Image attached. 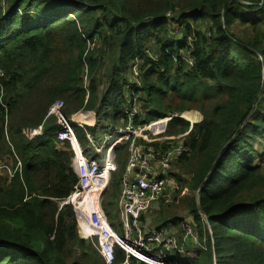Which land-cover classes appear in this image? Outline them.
Wrapping results in <instances>:
<instances>
[{
  "label": "trees",
  "instance_id": "obj_1",
  "mask_svg": "<svg viewBox=\"0 0 264 264\" xmlns=\"http://www.w3.org/2000/svg\"><path fill=\"white\" fill-rule=\"evenodd\" d=\"M106 49L117 55L109 72ZM136 59L146 122L192 109L202 116L178 160L196 161L188 192L201 244L168 259L264 264V0H0V165L22 163L0 180V264H106L80 236L75 208H60L78 181L70 145L39 126L59 130L46 115L64 100L67 117L93 110L103 131L115 130L126 117L127 98L118 96ZM185 118L174 117L168 133L186 132ZM75 130L87 143L84 129ZM126 150L116 148L119 171L104 198L111 223ZM124 259L118 248L116 264Z\"/></svg>",
  "mask_w": 264,
  "mask_h": 264
},
{
  "label": "built area",
  "instance_id": "obj_2",
  "mask_svg": "<svg viewBox=\"0 0 264 264\" xmlns=\"http://www.w3.org/2000/svg\"><path fill=\"white\" fill-rule=\"evenodd\" d=\"M145 53L154 61L159 57L154 50L147 49ZM137 59L132 67V74L127 79L129 83L122 89L123 94L118 96L119 99L122 96L127 98L123 109L126 117L121 119L122 125L113 131H103L102 126H98L96 122L93 125L96 127V134H93L86 129L87 125H90L88 122L75 118L79 112L67 117L64 113V101L57 100L49 107L46 119L55 117L59 130L56 133L45 132L42 124L39 131L41 134H54L61 144L69 143L73 153L72 167L78 181L71 194L60 203V208L65 204H71L75 208L79 234L83 238L90 239L92 233H96L93 236L96 239L92 242L106 264H116L118 248L125 254L124 262L120 264H133V261L138 264H184L171 262L168 254L171 251L184 253V244L189 239L197 245L201 244L194 219L187 218L180 223L179 228L183 233V242L180 244L174 236H167L163 229L155 228L151 235H147L143 230L141 218L144 212L152 209L165 197L169 172L180 157L189 152L187 138L196 122H190L186 132L176 134H169L168 131L171 120L181 116L179 114L146 122L144 113L147 109L142 100V81ZM4 78L5 73L0 68L2 97ZM134 85L137 92H131ZM92 114L93 118L97 115L96 112ZM76 127L84 129L90 151L82 147ZM121 145L127 146L118 199L122 235L114 229L103 205L105 195L110 189L112 175L119 171L116 148ZM21 167L19 160L14 172L21 170ZM10 176H13V171ZM90 213L93 217V223L90 221V225L92 227L93 224L97 230H91L83 236L80 218L85 219ZM201 215L205 221L204 214Z\"/></svg>",
  "mask_w": 264,
  "mask_h": 264
},
{
  "label": "rangeland",
  "instance_id": "obj_3",
  "mask_svg": "<svg viewBox=\"0 0 264 264\" xmlns=\"http://www.w3.org/2000/svg\"><path fill=\"white\" fill-rule=\"evenodd\" d=\"M233 29H234L235 33L241 34L238 31L236 26ZM115 52H116V50L112 51V50L106 49L104 65H105V68L108 72L111 70V68H113V64L115 63V61L117 59V55ZM106 83H107V79H105L103 77V83L100 87L101 90L105 89ZM186 113H188V115H190V116H194V120H193L194 122H199L202 118L201 113L197 109H192V110H189L187 112H184L182 114V116ZM83 115L84 114L82 112H79L78 114L75 115V118L81 120L80 117ZM186 120H188V119H186ZM188 121L192 122L191 120H188ZM81 145L83 148H85L86 151H90L88 143H82ZM195 165H196V161L194 162L191 157L186 158V160L184 161V164H183V162L181 163L180 161H177L173 165V167L171 168V170L169 172L170 177L168 180V188H167L166 195L164 198H162L153 207V209L151 211H149L146 214V216H148V218L152 219L155 223H156V221L160 222V220L158 219L160 210H161V212L163 211V216H167V215H174L175 216V215L181 214L183 211H185V209H188V207H189V210H187L186 214H190V215H186L184 218L189 217V216H192L194 218L193 214H191L193 195L191 193H189L188 190L190 189L191 178L193 176L192 169H194ZM16 167H17L16 162L14 163V161L11 158H7L0 165V180L5 179L6 175L11 174L13 168H16ZM111 183H112V181H111ZM118 199H119V196L115 201L116 218L112 224H113L114 229L120 235H122L123 234V228L120 226L121 220H120V216H119ZM184 206H185V209H184ZM80 219L82 220L81 231L83 233V236H85L86 233L88 232L86 230V225L88 222V216L85 217V219H84V217L80 218ZM90 221L93 223V219ZM96 230H97L96 227L92 224V231L96 232ZM95 235H96V233H92V236L90 237L89 240H95L96 237H93ZM190 240H191V242H189ZM92 245H93V243H92ZM196 245L197 244H195L192 239H189L186 242L184 249L187 247H190L191 249H193L196 247ZM94 248H96V247L94 246ZM170 254L172 256H174L177 254V252L171 251Z\"/></svg>",
  "mask_w": 264,
  "mask_h": 264
},
{
  "label": "crops",
  "instance_id": "obj_4",
  "mask_svg": "<svg viewBox=\"0 0 264 264\" xmlns=\"http://www.w3.org/2000/svg\"><path fill=\"white\" fill-rule=\"evenodd\" d=\"M79 112H84V113H87V114H92L93 112H96V111H93V110H91V111H83V110H81V111H79ZM88 117V119H90L92 116H87ZM97 122V115H96V117L94 118V120L91 122V123H89L88 122V124H90V125H87V126H92L93 127V125L95 124ZM153 209V208H152ZM152 209H150V210H148V211H146V212H144L143 214H142V226H143V230H144V232L147 234V235H151V233L153 232V230H155V228H157L156 226L160 223H162V222H159V221H156V223L152 220V219H150V218H148V216H146V214L149 212V211H151ZM184 209H185V206H184ZM186 212H187V209H185V211H183L181 214H178L177 216H176V218H179L178 220H181V219H183L186 215H190V214H186ZM172 216H174V215H167V216H163V211L161 212V210H160V212H159V220L161 219V218H163V224H164V226L162 227L163 228V230H165V232H166V235L167 236H174L178 241H179V243L180 244H182V242H183V233H182V231L180 230V228H179V226H180V223L182 222H180V223H178V220H176V222H173V221H171V219H173V217ZM82 217V216H81ZM151 217V216H150ZM187 218H189V219H193V217L192 216H189V217H186L185 219H187ZM168 221V222H166V223H164L165 221ZM81 226H82V223H81ZM195 230H196V232H197V234H199V232H198V230H197V228H196V226H195ZM81 236V235H80ZM82 237V236H81ZM83 238V237H82ZM92 241V240H91ZM189 242H191V240L189 241ZM94 245V244H93ZM186 245V243L184 244V246ZM184 250H186V248L184 249Z\"/></svg>",
  "mask_w": 264,
  "mask_h": 264
},
{
  "label": "water",
  "instance_id": "obj_5",
  "mask_svg": "<svg viewBox=\"0 0 264 264\" xmlns=\"http://www.w3.org/2000/svg\"><path fill=\"white\" fill-rule=\"evenodd\" d=\"M235 1H236V2H240V0H235ZM227 8H228V6L226 5L223 14L226 13ZM263 85H264V81H263ZM262 88H263V87H262ZM225 146H226V145H225ZM225 146H224V147H225ZM201 188H202V185H200L199 189L197 190V193H196V199H199V193H200V189H201ZM203 216H204V218H205V222L207 223V226H208V228H209V230H210V233H211V235H212V234H213V231H212V227H211L210 221L208 220V218H207L205 215H203ZM212 242H214V239L212 240ZM213 252H214V249H213ZM214 254H215V252H214ZM214 264H216V259H214Z\"/></svg>",
  "mask_w": 264,
  "mask_h": 264
},
{
  "label": "bare ground",
  "instance_id": "obj_6",
  "mask_svg": "<svg viewBox=\"0 0 264 264\" xmlns=\"http://www.w3.org/2000/svg\"><path fill=\"white\" fill-rule=\"evenodd\" d=\"M91 210H93V209H91ZM93 212L95 213V211L93 210ZM92 214L90 213V215L88 216V222H87V225H86V230L88 231L87 233H86V235L89 233V231H91L92 230V227H91V225H90V220H92L93 219V217L91 216Z\"/></svg>",
  "mask_w": 264,
  "mask_h": 264
},
{
  "label": "clouds",
  "instance_id": "obj_7",
  "mask_svg": "<svg viewBox=\"0 0 264 264\" xmlns=\"http://www.w3.org/2000/svg\"><path fill=\"white\" fill-rule=\"evenodd\" d=\"M181 116L180 117H183L182 114H180ZM184 118V117H183Z\"/></svg>",
  "mask_w": 264,
  "mask_h": 264
}]
</instances>
